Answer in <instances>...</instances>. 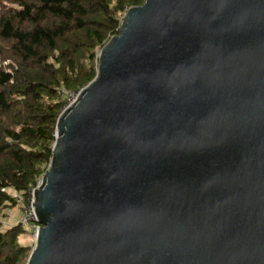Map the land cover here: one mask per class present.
<instances>
[{"label":"water","instance_id":"water-1","mask_svg":"<svg viewBox=\"0 0 264 264\" xmlns=\"http://www.w3.org/2000/svg\"><path fill=\"white\" fill-rule=\"evenodd\" d=\"M26 264H264V0H145L60 112Z\"/></svg>","mask_w":264,"mask_h":264},{"label":"trees","instance_id":"trees-1","mask_svg":"<svg viewBox=\"0 0 264 264\" xmlns=\"http://www.w3.org/2000/svg\"><path fill=\"white\" fill-rule=\"evenodd\" d=\"M145 0H0V264H26L34 244L5 210L46 173L67 98L97 74L98 54Z\"/></svg>","mask_w":264,"mask_h":264},{"label":"built area","instance_id":"built-area-1","mask_svg":"<svg viewBox=\"0 0 264 264\" xmlns=\"http://www.w3.org/2000/svg\"><path fill=\"white\" fill-rule=\"evenodd\" d=\"M78 93L79 91L75 93H70V92H67L65 89H61V91L59 92V97L67 98V102L62 108V111L66 109L76 99ZM71 97H72V100L69 101ZM39 181L37 185L39 184ZM33 192H34V188L30 189L28 191V197L26 198V196H24V194L22 193H18L13 190L10 191L12 197L15 199L17 203L16 208L19 207L21 211V216L19 220L17 221V224H21L24 228L31 230L33 238H34L33 244H35L36 235L38 233V227H40V225L37 222V218H36L33 205H32L33 204Z\"/></svg>","mask_w":264,"mask_h":264},{"label":"rangeland","instance_id":"rangeland-1","mask_svg":"<svg viewBox=\"0 0 264 264\" xmlns=\"http://www.w3.org/2000/svg\"><path fill=\"white\" fill-rule=\"evenodd\" d=\"M71 100H72V97L70 98L69 101H71ZM4 213H5V216L3 218H1V222L3 223L4 228H9L12 225H16L17 221L19 220V218L21 216V211H20L19 207L7 209V210H5ZM31 240L34 243L33 236H32Z\"/></svg>","mask_w":264,"mask_h":264}]
</instances>
